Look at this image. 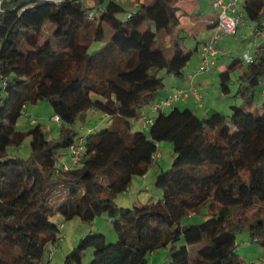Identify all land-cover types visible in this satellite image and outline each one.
<instances>
[{
	"label": "trees",
	"instance_id": "1",
	"mask_svg": "<svg viewBox=\"0 0 264 264\" xmlns=\"http://www.w3.org/2000/svg\"><path fill=\"white\" fill-rule=\"evenodd\" d=\"M178 1L131 0L128 9L119 0H93L92 5L85 0H4L0 264H42L48 246L52 251L62 233L64 222L55 221V215L91 221L97 211L113 221L117 240L109 242L103 232L92 230L68 252L66 264H150L149 255L160 247L169 248L163 264H241L236 228L242 224L264 246V215L237 221L232 215L264 207V102L253 101L264 79V45L240 73L235 95L243 102L233 103L230 113L212 109L200 115L189 105L181 107L180 100L150 112L165 89L161 70L183 78L194 53L171 40L180 26ZM242 10L255 22L254 33L263 27L264 0H243ZM48 24L49 35L43 36ZM244 60L243 54L232 56L220 71L224 93L232 89L231 70ZM177 89L182 87L172 92ZM42 98L60 117L58 137L36 120L27 130L17 128L19 117ZM89 111L107 117L109 125L79 134L69 124L87 121ZM145 112L153 122L132 128V119L143 120ZM28 135L31 155H9L8 146L20 145ZM80 138L85 149L74 163L70 145ZM164 140L173 143L174 151L167 169L159 161ZM67 150L69 157L62 159ZM153 165L162 189L158 200L117 205L118 193ZM206 206L204 220H184Z\"/></svg>",
	"mask_w": 264,
	"mask_h": 264
},
{
	"label": "rangeland",
	"instance_id": "2",
	"mask_svg": "<svg viewBox=\"0 0 264 264\" xmlns=\"http://www.w3.org/2000/svg\"><path fill=\"white\" fill-rule=\"evenodd\" d=\"M121 1L126 8L132 9L130 6L131 0H119ZM86 5H92L93 0H85ZM137 8V5L133 6ZM94 9H97L94 7ZM214 9V7H212ZM121 15L125 16L126 13H122ZM245 23H242L238 28L237 33H228L222 36V38L218 41L217 45L220 49H225L231 51L224 56V58L220 57L219 66L214 71V75L217 76V94L223 95L222 105L225 103H237L241 105L243 100L236 96V92L238 86L240 84L239 75L240 73L248 67V59L245 58L244 65L237 66L236 68L232 69L231 79H230V87L232 88L231 92L224 93L221 90V83H220V71L224 69V67L231 61L232 56L242 55L245 52L251 53L253 56L256 55L258 47L254 42V25L255 22L250 19H246ZM50 25L48 24L44 30L42 31L43 36L49 35L50 32ZM195 56L190 58L188 62L194 60ZM188 64V63H187ZM186 64V65H187ZM222 65V67H220ZM220 67V68H219ZM216 68V67H215ZM186 69V67H185ZM213 71H206L208 73H213ZM160 75L164 77L165 81V89L160 92V97L167 93L170 88L176 83L174 80L175 77L173 74H169L166 69L161 70ZM260 90V89H259ZM215 94V99L216 95ZM219 94V96H220ZM221 97V96H220ZM222 98V97H221ZM240 98V101H238ZM204 101V100H203ZM264 102V95H260L259 91L256 94V98L254 100V105H262ZM183 101H181L180 105L183 107ZM197 108V107H196ZM197 113L200 115H204L205 113L201 112V109H195ZM230 113V111H225ZM97 115V116H96ZM36 119V121L43 124L44 129L49 133L51 137H58L60 134L61 129V121H58L54 118V110L50 101L46 98H42L35 103H32L28 109L27 113H23L18 121H17V128L21 130H27L31 126V120ZM87 121L82 122L80 119H77L74 123H70L69 125L75 128L79 134H85L88 132L90 128L93 127V130H102L105 129L109 125V120L107 117L103 115H98L95 111H89ZM141 117L140 118H133L132 119V128L134 129H142L141 127ZM66 124V123H65ZM161 152V156L159 157V161L161 165L167 169L171 166L173 161V143L168 140H164L161 142L159 146V150ZM7 152L9 155H18L20 157H29L31 155V136L28 135L25 137L24 141L20 145H10L7 148ZM65 152V150H64ZM66 155V154H65ZM63 156L67 158V156ZM62 157V159H64ZM156 166H152L149 170V174L146 180H142L144 182L141 185H147L148 188H144L137 183V180L141 178V176H136L134 178L131 187H129L126 191H122L118 193L115 197V202L119 206H133L136 202L146 203L150 201H157L158 198L162 195V189L156 185L155 182V175H156ZM137 183V184H136ZM60 192V191H58ZM208 207H203L200 211L194 215L188 216L184 218L187 222H200L204 220L208 215ZM258 213L260 215H264V207L255 205L248 210H236L232 215L235 221L241 220H251L254 217V214ZM55 221L64 222L62 233L58 241L55 243V247L52 251H49L48 246L44 260L42 262L45 263L48 260L52 264H66L65 257L68 252L72 249V247L79 241V239L93 231H101L106 235L107 241L113 242L116 241L118 238L117 231L115 230L113 221L108 217L107 213L104 211H97L93 214V219L91 221L81 219L80 217H74L69 220H65L64 217L60 214L55 215ZM236 236L238 242L237 252L241 258V264H249L250 262H255L256 264H263L264 262V246L260 243L253 241L251 238L250 230L245 225H239L236 228ZM202 245V242L194 245L192 247V252L196 251L198 247ZM51 248V247H50ZM93 249L90 248L87 251L86 258L84 260L85 263L90 259L92 256ZM170 258L169 256V248L168 247H160L156 249L149 255L150 264H163L164 262L168 261Z\"/></svg>",
	"mask_w": 264,
	"mask_h": 264
},
{
	"label": "crops",
	"instance_id": "3",
	"mask_svg": "<svg viewBox=\"0 0 264 264\" xmlns=\"http://www.w3.org/2000/svg\"><path fill=\"white\" fill-rule=\"evenodd\" d=\"M143 1V0H140ZM214 0H180L178 1L179 9H178V18H179V28L174 32L173 36H171V40L176 41L178 43H182L187 48H193L194 53L192 57L195 56L194 60L191 62H188V64L185 66L186 69L185 74L183 78L177 79L175 76L174 80L176 83L172 86L173 88H170L167 93L162 95L161 97L169 94L173 91V89L177 86L189 89V97L186 99H182L179 101V105L181 101H183V105H189L193 107L194 109H201V112L203 113H209L212 109H220L223 111H230L231 105L233 103H225L222 105L223 95L217 94L220 92L217 90V76L214 75V71L219 66V60L220 57L224 58L222 53H220L217 57V64L216 68L214 69L213 73L208 72H197V68L201 63V56H200V48L202 44L207 41L214 33L215 26H216V20H217V8L213 5ZM239 6L241 9H243V0H239ZM214 7V9H212ZM255 27V25H254ZM238 30L235 32L237 33ZM225 50V49H222ZM231 52V51H229ZM249 53V52H248ZM252 57H254L251 53H249ZM191 57V59H192ZM222 67V65H220ZM219 67V68H220ZM211 71V72H212ZM189 73H193V77L191 78L188 76ZM264 80V79H263ZM195 86L197 90L203 95L202 102L199 101L196 94L191 91L192 86ZM260 88H263L264 85L260 82L258 85ZM232 90V89H231ZM260 95H264L261 90H258ZM231 92V91H230ZM215 94L216 99H215ZM204 100V101H203ZM240 101V98L239 100ZM254 101V100H253ZM197 107V108H196ZM148 109L145 108V110ZM101 115V114H98ZM97 116V115H96ZM36 120V119H35ZM34 119L31 120V122L35 121ZM142 128H147L148 126H145L143 123V120L141 122ZM161 145V143L159 144ZM161 154V152H160ZM69 157V150L66 151V155ZM65 158V157H63ZM67 159V158H65ZM157 167V166H156ZM157 170V168H156ZM149 172V171H148ZM148 174H145L141 176L137 180V183L139 185V188L144 182H142L141 179L146 180L148 177ZM136 183V184H137ZM131 187V186H130Z\"/></svg>",
	"mask_w": 264,
	"mask_h": 264
},
{
	"label": "built area",
	"instance_id": "4",
	"mask_svg": "<svg viewBox=\"0 0 264 264\" xmlns=\"http://www.w3.org/2000/svg\"><path fill=\"white\" fill-rule=\"evenodd\" d=\"M59 1V0H54ZM4 0H0V12L3 8ZM239 0H214L213 5L217 8V24L215 26V31L213 35L205 41L201 48H200V56H201V63L197 68V72H206L212 71L215 69L217 64V57L220 53L227 54L229 53L228 50H222L218 47L217 43L222 38L223 35L228 33H235L237 28L242 24L245 23V13L239 6ZM93 12H91V16ZM254 42L258 48L264 45V25L256 29L254 33ZM245 58L252 59V56L245 52L243 54ZM188 76L191 78L194 76L193 73H189ZM264 85V80L261 81ZM189 89H177L174 92H171L166 97H161L157 99L150 105V112L157 111L159 108H167L170 107L174 102L182 99H186L189 97ZM198 99L201 101V94L197 90V88L193 85L191 88ZM262 92L264 93V87L262 88ZM54 118L60 121V117L58 115H54ZM144 125H148L153 122L154 116L148 115L146 112L142 115ZM85 144L84 138H80L79 140L75 141L70 145V155L72 161L78 162L81 158L82 153L84 152ZM65 168H68V164H64ZM264 264V262H263Z\"/></svg>",
	"mask_w": 264,
	"mask_h": 264
},
{
	"label": "water",
	"instance_id": "5",
	"mask_svg": "<svg viewBox=\"0 0 264 264\" xmlns=\"http://www.w3.org/2000/svg\"><path fill=\"white\" fill-rule=\"evenodd\" d=\"M215 24H217V20H216V23Z\"/></svg>",
	"mask_w": 264,
	"mask_h": 264
}]
</instances>
